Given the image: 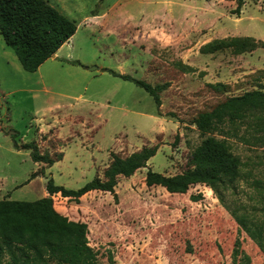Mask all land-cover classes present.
I'll use <instances>...</instances> for the list:
<instances>
[{"label":"rangeland","instance_id":"1","mask_svg":"<svg viewBox=\"0 0 264 264\" xmlns=\"http://www.w3.org/2000/svg\"><path fill=\"white\" fill-rule=\"evenodd\" d=\"M49 1L77 26L55 59L26 72L0 35V199H40L50 178L78 189L102 177L111 153L159 148L147 168L119 179L115 196H52L64 240L41 251L45 263L264 264L230 213L264 224V114L223 137L241 162L224 203L203 185L170 194L144 184L148 168L164 175L187 169L201 141L192 124L199 112L264 83V0H244L239 15L232 13L237 0ZM236 39L235 51L202 53ZM111 71L168 83L160 107ZM13 132L18 143L35 140L63 159L33 163L29 151L14 148Z\"/></svg>","mask_w":264,"mask_h":264},{"label":"trees","instance_id":"2","mask_svg":"<svg viewBox=\"0 0 264 264\" xmlns=\"http://www.w3.org/2000/svg\"><path fill=\"white\" fill-rule=\"evenodd\" d=\"M243 5L244 0H237L232 13L239 15ZM76 29L75 22L47 0H0V35L26 72H35L74 35ZM241 41L233 40L236 45L232 41L229 44L215 41L205 45L202 53H215L225 48L235 51L240 48ZM110 73L143 89L152 97L156 108L160 107V93L168 87V83L151 85L128 75ZM262 78L264 81V71ZM257 113L264 114V83L256 90L226 97L209 111L199 112L192 124L201 136V141L191 152L187 169L175 175H164L148 168L144 184L147 187H162L170 194H183L192 186L203 185L224 203V194L233 188L240 176L241 162L223 137L239 129V123L252 118L260 119ZM9 136L14 148L29 151L30 159L35 164L43 163L50 167L63 159V152L52 155L47 151L41 152L35 140L18 143L17 132ZM158 148V145L143 146L124 157L111 153L102 177L95 176L78 189L56 185L50 178L45 185L47 195L40 199H0V264H46L41 251L58 248L64 240L60 216L54 208L52 196L58 194L74 201L94 191L115 196L114 189L119 179L129 178L147 168ZM35 176L33 173L29 181ZM230 213L264 256V224L251 220L247 214Z\"/></svg>","mask_w":264,"mask_h":264},{"label":"crops","instance_id":"3","mask_svg":"<svg viewBox=\"0 0 264 264\" xmlns=\"http://www.w3.org/2000/svg\"><path fill=\"white\" fill-rule=\"evenodd\" d=\"M49 3H50V1L49 0H47ZM51 4V3H50ZM53 4V3H52ZM51 4V5H52ZM53 6V5H52ZM58 10V9H57ZM63 14V13H62ZM70 39V38H69ZM59 50V49H58ZM58 50L55 52V54L50 58V59H55L56 58V56H58ZM160 117V116H159ZM40 131H42L41 130V128H40Z\"/></svg>","mask_w":264,"mask_h":264},{"label":"water","instance_id":"4","mask_svg":"<svg viewBox=\"0 0 264 264\" xmlns=\"http://www.w3.org/2000/svg\"><path fill=\"white\" fill-rule=\"evenodd\" d=\"M52 56H53V55H52ZM52 56H51V57H52ZM118 77H120V76H118ZM120 78H121V77H120Z\"/></svg>","mask_w":264,"mask_h":264}]
</instances>
